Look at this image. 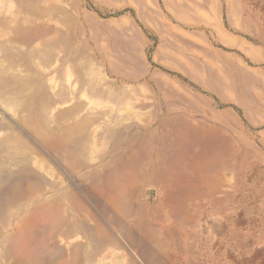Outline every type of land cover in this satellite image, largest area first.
<instances>
[{
  "label": "rangeland",
  "instance_id": "1",
  "mask_svg": "<svg viewBox=\"0 0 264 264\" xmlns=\"http://www.w3.org/2000/svg\"><path fill=\"white\" fill-rule=\"evenodd\" d=\"M0 264H264V0H0Z\"/></svg>",
  "mask_w": 264,
  "mask_h": 264
}]
</instances>
